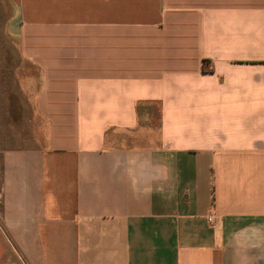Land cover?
<instances>
[{"label":"crops","instance_id":"1","mask_svg":"<svg viewBox=\"0 0 264 264\" xmlns=\"http://www.w3.org/2000/svg\"><path fill=\"white\" fill-rule=\"evenodd\" d=\"M11 1L0 264H264V0Z\"/></svg>","mask_w":264,"mask_h":264},{"label":"rangeland","instance_id":"2","mask_svg":"<svg viewBox=\"0 0 264 264\" xmlns=\"http://www.w3.org/2000/svg\"><path fill=\"white\" fill-rule=\"evenodd\" d=\"M13 16L11 0H0V70L12 67L11 57L18 52L16 40L9 32L8 23ZM8 58V59H7Z\"/></svg>","mask_w":264,"mask_h":264}]
</instances>
